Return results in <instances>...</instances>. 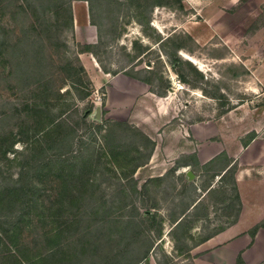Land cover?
I'll return each instance as SVG.
<instances>
[{"label":"rangeland","instance_id":"obj_1","mask_svg":"<svg viewBox=\"0 0 264 264\" xmlns=\"http://www.w3.org/2000/svg\"><path fill=\"white\" fill-rule=\"evenodd\" d=\"M93 1L98 4L96 10L98 15L94 17L97 26L91 24L90 14L89 19L85 14H81L80 6H87V2L75 0L72 7L74 19L76 16L80 22L79 36L75 35L74 22L73 31L66 29L59 40L48 43L47 52L51 58L49 74L53 78L51 87L61 93L71 90V94L66 95L65 99L68 103L64 104H72V106L63 118L75 128L76 155L81 153L78 152L81 139L93 141L95 138L98 144L101 142V134L97 132L91 138L90 133L87 132V122L82 120L85 107L91 102L94 108H101V119L98 122L93 120L94 115L92 118L89 116L90 122L100 125L106 121L127 122L136 126L155 142L156 152L154 151L150 162L135 174L139 188L151 178L155 180L178 166L174 175L161 183V189L168 190L171 195L160 194L158 184L154 182L146 198L136 195L131 201L126 200L128 206L133 202L140 214L145 205L152 206L157 203L153 211L167 215L168 209L181 200L180 193L183 184L187 183L185 176L188 172H192L195 176L191 181H194L198 190L213 183L214 172L210 171L204 175L199 171L193 172L190 166L183 167L192 163L190 156L193 152L199 153L198 150L205 148L208 143L222 142V133H227L229 136L233 134L231 112L238 104L264 102V95L259 99L256 98L259 92L264 90L263 87H258L256 74L264 68V0H162L163 5L159 6L154 5L153 0H111V5L105 2L102 13L99 11V3L104 0H99V3L97 0ZM138 6H141L139 10L141 13L138 11L141 15L136 13ZM136 14L139 20H143L142 23L135 18ZM85 25L92 26L89 27L92 31H87ZM0 32L8 36L19 33L9 13L6 15L0 13ZM88 40L93 42L91 45L94 46L96 53V57L93 54L82 53L85 62L88 64L91 62L96 68L93 69L89 65V71L85 69L79 57L82 55L79 50L90 44L87 43ZM78 45L80 46L77 47ZM179 45L183 48L176 50V46ZM165 50L173 53L176 50V56L183 61V65L171 64L164 53ZM186 56L195 61L187 59ZM67 63L84 69V73L81 74L83 84L78 89L90 94L87 100H77L79 92L66 83L67 73L62 72L60 67ZM127 74L150 78L152 85L133 79ZM37 88L35 85H17L8 76L7 64L4 60L0 61V147L15 141L14 150L22 153L25 146L19 142L21 137H16V133L20 125L32 124L35 120L28 106L44 104L43 101L36 99ZM147 90L149 93L146 92ZM72 94L73 97L75 96L73 100ZM104 100L105 104H103ZM198 122L204 123L205 125L202 126L209 129L208 137L201 141L194 139L190 132L191 127L194 130L199 129ZM217 126L220 129L219 135H213L216 134ZM221 126H225L224 129ZM245 139H248V135ZM184 152L192 153L183 154ZM20 153H9L7 158L10 161L0 158L1 186H11L17 179L21 170L19 161L23 159ZM16 155L19 156L18 161H14ZM59 183V180L40 182L43 186L42 194H45L41 202L45 205L43 210L47 225L44 223L41 226L34 213L29 212L24 215L23 219H27V223H22L21 231L18 233L19 248L12 247L3 236L0 240V264H20L22 258L14 261V256L20 254L18 250L22 253L26 252L30 258L38 255L40 251L50 252L51 247H47L46 237L52 228L49 227L52 216L47 209L55 200L54 188L59 187ZM123 186L125 187L126 183L112 178L109 174L106 177L98 176L95 184V189L98 190L90 191L88 195L105 196L103 199L105 206L102 209L98 208L102 200L87 197L81 200L83 202L80 206L73 208L77 212L76 216L66 217L68 215L66 213L63 214L65 217L61 218L80 221L78 214L87 213L83 222L80 221L84 226L90 221V224L93 223L91 228L93 230L94 227L97 229L99 224L100 228L98 227L94 232L92 239L102 240L101 256L93 250L85 249L81 252L80 247L85 245L81 237L86 235L74 233L70 240L68 237L63 239L66 243L63 248L66 250L57 251L66 257L58 255L45 257L42 264H61L63 261L61 258L70 261L68 264H112L110 257L113 246L110 240L121 234L125 226L121 222L134 217L138 225L137 230L148 225L146 219L135 214L131 207L125 210L117 208L122 203L120 196L112 197ZM198 190L197 193L191 190L186 195L201 197L203 191ZM186 200H189V197ZM203 202L210 215L209 218L201 216L209 226L204 234L233 219V211L219 204L216 198H206ZM67 211L68 208L65 212ZM106 212L109 214L103 219L102 215ZM199 212L202 213L203 210L200 209ZM0 218L9 224L19 216L17 213L6 212L2 213ZM161 220L162 217H158L156 226L151 228L149 234L143 235L144 242L146 240L152 242L154 248L150 252L148 261H143L141 264H158V262L195 264V260L203 253H197L198 249H196L191 252L190 257L177 254L174 250L173 238L168 235L173 228L172 223L163 219L164 222L161 224ZM192 225L202 228L201 226L206 224L197 221ZM160 227L164 238L159 242ZM242 227H245V224H241L238 230ZM195 235L196 239L191 243L198 241L197 233ZM86 238L89 239L90 236ZM71 250L74 255L67 257ZM261 257L259 260H263L260 264H264V250Z\"/></svg>","mask_w":264,"mask_h":264},{"label":"trees","instance_id":"obj_2","mask_svg":"<svg viewBox=\"0 0 264 264\" xmlns=\"http://www.w3.org/2000/svg\"><path fill=\"white\" fill-rule=\"evenodd\" d=\"M73 1L75 0H0V13L2 12V15L9 13L11 20L19 29L18 34L12 33L14 35L10 36L0 32V61L4 60L5 64H7L8 76L17 85H35L38 87L36 99L44 102V104L28 106L32 110V117L35 120H33L32 124L26 123L25 125L23 123V125H20L16 133V137H21L19 142L25 146L22 153H20L21 151L14 150L15 141L8 142V145L3 144L0 147V158L3 160L10 161L7 158L9 153H20L23 155V159L19 161L21 170L14 184L11 186L0 185V215L9 212L17 213L19 216V218L9 224L3 222L0 218V240L3 236L10 242L12 247L18 249L20 227L22 223H27V219H23V216L29 212L37 216L36 220L41 226L44 223L47 225L43 210L45 205L41 202V198L45 194H42L43 186L40 182L59 180V187L54 188L55 200H53L47 209L51 211L49 213L52 216V221L49 222V227L52 228L46 237V245L48 248L51 247L49 249L50 252L48 250L47 252L44 251V253L40 251L38 255L31 256L30 258L26 252L22 253L18 250L20 254L14 256V261L22 258L20 264H42L45 257H52L54 255L66 257L57 251L65 249L63 247L66 243L63 239L68 237L70 240L74 233H83L87 237L90 236L89 239L86 236L81 237L82 243L85 244L80 247L81 252L85 249L87 251L93 250V252L101 256L100 253L103 254L102 240L100 241L97 238L92 239L94 232L97 231L98 227L100 228L99 224H97V229L94 227L95 229L93 228V230L91 229L93 223L90 224V221H87L84 226L81 222H83L87 213L78 214L81 222L79 219L61 218L65 217L63 214L66 213L68 214L66 217L76 216L77 212L73 208L80 206L83 202L81 200L87 197L101 199L102 202L98 208L102 209L105 206L103 203L105 196L94 197L92 194L88 195V192H96L98 190L95 189L98 176L106 177L109 174L112 178L114 177V179L126 183V186L119 188L112 197L116 198L120 196L119 199L122 203L117 208L125 210L127 207H131L135 214L143 216L148 222V225L143 226L139 230H137L138 225L134 221V217H132L133 219L126 220V222H121L125 225L124 229L121 230L122 236H119L121 235L119 233L118 237H112L110 240L113 246L110 257L111 263L141 264L143 261H148L150 252L154 248L152 242H147V240L144 242L143 235L149 234L151 228L156 226V219L158 217L161 218V216H159V212L153 211L156 209L157 203H154L152 206L145 205L140 214L135 204L131 202L132 204L128 206L126 200L131 201L136 195L146 198L148 193L151 192L150 186L154 182L158 184L157 187L160 194L164 193L165 196L171 195L168 190L161 189V183L170 179L178 166L171 169L161 178H156L155 180L151 178L139 188L135 174L140 168L150 162L156 148L155 142L136 126L127 122L106 121L101 125L90 122L89 116L94 110L91 102L85 107L86 111L82 115V120L87 122V132L90 133L91 138L97 132L101 134V142L98 144L95 138L93 141L81 139L82 141H80L78 150L81 153L75 154L76 131L63 118L64 114L72 106V104H64L68 103L65 99L66 95L71 94V90L69 89L61 93L51 87L53 81L52 75L49 74L51 58L47 52L48 43H51L53 40H59V37H61L66 29L73 31L75 22L72 7ZM80 1H85L89 4L91 24L97 26L94 17L98 15L96 11L98 4L93 0ZM97 1L98 3L100 2L99 0ZM153 1L156 6L163 5L162 0ZM105 2L108 5L112 3L111 0H104L99 3V11L101 13L104 10ZM140 9L141 6H138L136 13L140 14ZM138 14L135 17L137 20H139ZM139 22L142 23L143 20H139ZM182 48L183 46H176V50ZM79 51L81 54L89 53L96 57L94 46L91 44H86ZM175 51L173 53L165 50L164 53L171 64L181 66L183 65V61L176 56ZM60 69L62 72L67 73L65 79L70 88H74V90L79 92L77 100H87L90 94L81 92L78 89L83 84L81 74L84 73V69L77 68L72 63H67L60 67ZM104 71L108 72L106 69ZM127 75L147 85H152L150 78H142L134 74ZM74 97L72 94L71 99L73 100ZM53 102L63 103L57 104ZM103 104H105V100ZM250 140L249 138L248 142ZM190 158L192 163L186 164L183 167L190 166L193 172L199 171L204 175L212 171L214 172L212 176L213 181L217 177H220L214 189L211 188L212 183H210L204 186L201 191L206 193L207 198H216L219 204L225 205L227 209L229 208L233 211L234 216H232V220H228V222L212 232L198 235V241L191 243V241L196 239V236L192 234V223L199 221L201 216L208 217V213L202 201L195 206V213L191 215L187 214L191 205L189 202H185V199L189 197L186 193L191 190L197 193L198 188L194 185V181H191V178L186 175L185 179L188 184L185 183L182 186L180 202L174 204L168 210L169 220L173 226L169 235L173 238L174 250L179 255H188L189 257L196 247L209 241L229 226L236 224L242 208L236 181L239 169L236 165H232V161L228 158L226 152H223L216 159L205 165H201L197 153H193ZM15 160L18 161L19 156L16 155ZM159 193L157 191V195ZM197 198L199 197L193 199L192 203H195ZM66 208H68L67 212H65ZM200 209L203 210L202 213H198ZM108 214L106 212L102 215V218L104 219ZM59 216L61 221L58 219ZM163 222L162 218L161 224ZM80 224L83 226H80ZM261 229H264V222L256 225L249 232L250 237L254 240ZM159 235V241H161L163 237L161 227ZM86 243L88 244L86 245ZM55 252L57 254H54ZM71 252L73 250L70 251L67 257L74 255V252ZM143 252L145 253L141 257ZM61 259L63 260L61 264H64L65 261H67L65 264L70 262L66 258ZM158 264L164 263L158 262ZM236 264H246L241 254L238 255Z\"/></svg>","mask_w":264,"mask_h":264},{"label":"crops","instance_id":"obj_3","mask_svg":"<svg viewBox=\"0 0 264 264\" xmlns=\"http://www.w3.org/2000/svg\"><path fill=\"white\" fill-rule=\"evenodd\" d=\"M80 11L81 14H85V17L89 19L90 13L88 3L87 6H80ZM79 23L78 17L76 18L75 16L76 37L79 36ZM89 27L86 25L84 26L87 31H92ZM87 43L93 44V42L90 40H88ZM79 57L87 71H89L90 66L91 68L96 69L91 62L90 64L85 62L86 60L84 59V54L79 55ZM261 69L262 71L256 72L259 81L258 87L264 88V68ZM146 92L149 93V90ZM261 92H264V90ZM261 92H259L258 96L256 97L257 99L264 95L260 94ZM143 101L146 102V104H149L146 100ZM231 113V131L233 134L229 136L227 133H222V142L208 143L205 148L198 150L199 153L197 152V156L201 165H205L216 159L223 152L227 153L228 158L232 161V165H236L239 169L236 175V181L242 208L236 224L229 226L223 232L215 235L209 241L199 245L194 249H198L197 253H203L195 260V264H236L239 254L242 255L246 264H260L263 260L259 259L262 258L261 255L263 254L264 250V229H261L257 233L254 240L250 237L249 232L256 225L264 222V102L261 104H254L253 102L238 104ZM223 119L224 117H222L221 120ZM202 125L205 124L200 123L198 130H194L192 127L190 129L193 138L199 141L208 137L207 133L209 129H205ZM224 127L225 126H223L222 129H224ZM215 128L216 134L213 135H219L220 129L218 126ZM247 135L248 139H245V136ZM249 138L251 140L248 142ZM224 142H226L225 145ZM189 153L191 154L192 152H184L183 154ZM165 175L166 173L159 176L158 178H161ZM194 177L195 176L193 175V179ZM219 180L220 177H217L215 181H213L211 188L214 189ZM198 191L201 192V190ZM206 198V193L203 192V195L197 198L195 203H192V200L196 199L194 196H189V200L185 199V202H189L191 205L187 214L191 215L195 213V206L198 205L199 202L204 201ZM169 207H171L170 204ZM160 215H163L161 217L164 220L166 219L170 222L169 212L167 215ZM209 217L210 215H208V218ZM198 222H204L206 225L201 226L202 228L194 225L192 234L195 235V233H197V235H200L202 233V235H204L205 230L209 229L207 224L208 222H206L203 218H201ZM241 224H245V227H242L240 230H238ZM219 226L221 225H218L217 228ZM163 238L164 236L162 239Z\"/></svg>","mask_w":264,"mask_h":264},{"label":"water","instance_id":"obj_4","mask_svg":"<svg viewBox=\"0 0 264 264\" xmlns=\"http://www.w3.org/2000/svg\"><path fill=\"white\" fill-rule=\"evenodd\" d=\"M93 115H94V117H93ZM90 117L91 118L93 117V120L99 122L101 119V108H99V107L94 108L93 112L90 114ZM188 176L190 178H193V174L191 172L188 173Z\"/></svg>","mask_w":264,"mask_h":264},{"label":"bare ground","instance_id":"obj_5","mask_svg":"<svg viewBox=\"0 0 264 264\" xmlns=\"http://www.w3.org/2000/svg\"><path fill=\"white\" fill-rule=\"evenodd\" d=\"M186 58L189 59V60H191V61H193V62L195 61L194 59L192 60L191 57L186 56Z\"/></svg>","mask_w":264,"mask_h":264}]
</instances>
